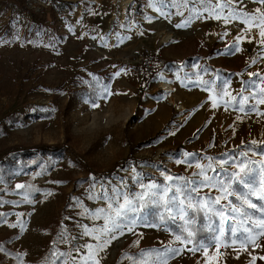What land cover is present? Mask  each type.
Here are the masks:
<instances>
[{"label":"rangeland","instance_id":"374dc122","mask_svg":"<svg viewBox=\"0 0 264 264\" xmlns=\"http://www.w3.org/2000/svg\"><path fill=\"white\" fill-rule=\"evenodd\" d=\"M82 2L0 0V124L12 115L22 119L5 124L0 163L10 155L19 159L27 150H31L29 157L35 158L39 144L68 148L43 154L44 161L54 163L52 169L42 163L39 169L16 173L8 183L0 181V239L12 236V245L24 254L26 264H38L55 233L57 247H68L70 240L78 245L72 255L74 264H81V258L92 253L99 264H116L124 250L133 249L131 244L138 249H158L159 257L164 255L165 247L180 248L176 255H168L167 264H264L260 259L264 257V236H257L251 244H242L239 239L230 243L226 239L230 221L225 224L223 237L217 233L198 247L176 241L165 224L150 220L148 211L136 213L133 231L116 233L101 250L95 249L101 241L94 238L100 233L84 234L85 226L89 230L104 227L105 221L93 216L97 209H107L108 201L100 198L102 192L112 196L111 189H122L134 198L146 191L142 184L155 182L174 188L184 183L179 177L196 179L194 173L207 170L208 164L219 172L217 166L222 159L231 161L235 157L239 163L244 159L242 153L251 161L264 163V155L259 154L264 150V103L259 102L264 99V4L257 0H227L231 7L225 12L217 10L216 41L203 46L194 40L182 46L195 53L209 48L215 55L223 52L219 49L223 45L230 47L232 68L239 70L240 79L220 88L200 83L189 92V102H179L169 96L170 91L144 95V89L135 93L131 61L139 56L133 58L121 52L125 48L118 46L111 33L112 19L107 18L110 14L120 19L115 10L119 0H113L114 6H90L86 10ZM26 5L39 18L46 13L47 20H35L24 10ZM233 12L248 15L237 19ZM223 29L231 34L230 46L218 43L223 41ZM108 33L110 37L105 39ZM147 48L161 49L159 45ZM78 91L82 93L70 104L72 94ZM129 156L140 161L138 168L118 166L112 171ZM225 168L229 172L238 170L236 164ZM168 176L171 181L166 179ZM234 184L229 191L235 189ZM37 188L44 190L35 195ZM147 191L150 194L151 190ZM256 192L259 196L264 187H257ZM217 195L225 194L201 187L192 203L205 208L216 220H211L210 226L217 224L218 228L219 218L209 208L219 206L205 200ZM232 198H222L221 204L227 206ZM171 215L179 219L176 209ZM253 222L258 223V219L249 216L244 226ZM13 224H22L23 228H13ZM87 244L94 246L91 252ZM158 258H154V264H158Z\"/></svg>","mask_w":264,"mask_h":264},{"label":"crops","instance_id":"0c3cea01","mask_svg":"<svg viewBox=\"0 0 264 264\" xmlns=\"http://www.w3.org/2000/svg\"><path fill=\"white\" fill-rule=\"evenodd\" d=\"M82 1L81 6L85 10L91 8L90 6L115 5L113 0ZM223 3L224 0H202V2L196 0L195 3L193 0H128L124 8L120 4H118L119 8L115 7L120 19L107 14V18L112 19L111 33L117 39L118 46L125 48L121 51L125 56L135 58L150 45L154 47L159 45L161 48L152 50L157 56L164 58V67L160 75L148 84L135 78L132 82L135 93H142L145 89L144 95L158 91L166 94L165 92L170 90L158 80L164 78V82L172 87L168 94L173 100L189 102V92L198 88L200 83L208 84L206 87L216 84L220 88L240 79L239 70L232 68L230 47L226 48L223 45L219 48L223 52L218 55L209 52V48L207 51L196 53L190 48L187 49L188 47L182 48L194 40L203 46L216 41L217 10L223 9L225 12L228 9L222 6ZM189 20L190 23L186 26L176 27L177 24H184ZM228 32L229 30L223 29L222 35L219 33L220 39L223 40H218L219 44L227 42L230 46L232 39ZM109 33L104 36L105 39L110 37ZM168 57L175 60H168ZM193 73H196L198 79H195ZM215 226L216 230L217 224ZM217 236L216 232L215 237Z\"/></svg>","mask_w":264,"mask_h":264},{"label":"snow or ice","instance_id":"6c2138e0","mask_svg":"<svg viewBox=\"0 0 264 264\" xmlns=\"http://www.w3.org/2000/svg\"><path fill=\"white\" fill-rule=\"evenodd\" d=\"M195 2L196 0H193V3ZM257 2L264 4V0H257ZM223 7H231V4L226 0ZM256 11L260 12V9H257ZM232 15L239 19L240 16H247L248 14L240 12L237 15L235 12H233ZM261 16L264 17V13H261ZM197 18H199V14H197ZM227 19L228 18L225 17V22H227ZM243 22L247 23L248 20L245 19ZM188 23H190V20L185 21L184 24H177L176 27H184ZM261 24H264V19L261 20ZM261 36L264 37V30L261 31ZM262 43H264V41H262ZM256 75L258 76L259 74ZM249 98L250 97H245L244 99ZM259 102L264 103V99H261ZM93 106L95 107L98 105L94 103ZM213 107H216V105L213 104ZM239 107L241 110H243V104H240ZM251 143L256 144V141H252ZM259 154L264 155V150H261ZM242 155L244 156V159L239 163H237L235 157H233L231 161L222 159L217 166L219 172H217V169L212 167V164H208L207 170L201 169V171L194 173L196 179L185 180L183 177H179L178 179L184 180V183L182 185L178 184L174 188L171 184L165 187H161L155 182H151L146 185L142 184L141 187L146 189V191L134 196V198H129L128 193L124 192L122 189H111V191L114 193L112 196H109L106 191L102 192L100 198L108 201L107 209H97L96 212L93 213V216L96 219L102 218L105 221L104 227L101 229L89 230L85 226L84 234L93 235L97 232L100 233L99 235L94 236L96 240L101 241V243L95 246V249L98 251L105 248L107 244L115 238L116 233H123L125 230L132 232L133 226L137 221L136 213L145 207V197H148L151 204H159L163 200V207L165 211L169 213L172 221L177 219V216L171 215L173 209H176L180 220H185V217L188 216L186 207L195 211L196 205L192 203V200L199 197L201 187H209L217 191H222L225 194L223 197L219 195L215 197H205V200H210L211 204L219 206L218 209L209 208V211H213L214 215L219 218L220 223L218 228L215 230L218 235H225V224L229 223L230 221V237H226V239H229L230 243H235V241L238 239L241 240L242 244L254 243L257 236H264V192H262L259 196H257L256 192L257 187H264V163L251 161L246 153H242ZM231 164H236L238 170L229 172L228 169L225 168V165ZM246 164L252 165V167L249 168L247 172H245ZM258 164L259 167L257 168ZM196 166L197 168L201 167L199 164ZM208 172L215 174L209 175ZM220 173H224V175L222 176ZM241 173H244L243 177L241 176ZM200 177H203V179H199ZM166 179L171 181L172 177L168 176ZM225 181H227V184ZM233 182H235L236 189L229 191L228 189L232 187ZM18 187L23 188L24 186L18 185ZM147 190H151L150 194ZM238 190L241 191L240 195L236 194ZM169 193H171L170 197L167 200H164V197H167ZM253 196L257 197L259 203L253 202V200L250 199V197ZM228 197H233L236 202H233V200H228L227 206L221 204L222 198L227 200ZM121 200H123V203L119 202ZM113 203H116L115 208H113ZM244 205H247V208L252 210L254 214H259L258 223L253 222L248 227L244 226L245 219L249 218V211L244 208ZM203 206L207 207L208 205L205 204ZM113 212L114 216L112 215ZM129 213L132 215L130 216ZM205 215H207V212ZM190 222L195 223L194 220ZM18 226L23 228L22 224L11 225L13 228ZM184 230L186 231V229ZM209 231H213V229L209 227ZM191 235V232H188L187 236H183L181 233L175 236V240L181 244H191ZM85 247L91 252L94 246L87 244ZM180 251V248L165 247L164 255L158 258V264H167L168 255H176ZM188 251H193V249H188ZM64 255V253L59 254L60 257H63ZM93 257L94 253L82 257L81 264H89V261H92V264H99V261L94 260ZM253 259H255V257ZM260 259H264V257H260ZM74 262L75 258H73V264ZM64 264H66V262H64Z\"/></svg>","mask_w":264,"mask_h":264},{"label":"trees","instance_id":"16d2710c","mask_svg":"<svg viewBox=\"0 0 264 264\" xmlns=\"http://www.w3.org/2000/svg\"><path fill=\"white\" fill-rule=\"evenodd\" d=\"M20 1V0H15ZM9 5L5 4V11H7ZM24 10L26 13L32 15L35 20H47V15L44 13L40 18L38 14L30 10L28 6H24ZM164 67V62L161 63L154 74V78L160 75V71ZM82 92H75L72 94L70 104L72 103L73 99H75L79 94ZM70 109V106L67 110ZM19 119V116H10L6 120L2 121L0 124V139L2 134L5 132V124L7 121L13 119ZM68 148L61 144L49 145V144H39L36 146L35 151L38 153V156L35 158H30L29 154L31 150H27L19 155V159H16L15 155H10L8 158L0 163V181L8 183L9 180L16 174V173H24L25 171L32 170V169H39L42 163H45L48 169H52L54 167V163L50 160H43V154L46 152H59V151H66ZM134 165L135 167L140 166V161L134 158L133 156L127 157L123 162L119 163L117 166H113L111 169L112 171L115 170L118 166H129ZM249 164L245 165V172L251 168ZM244 173H241L243 177ZM160 181V179H159ZM236 189V185L234 184ZM26 189V186L23 187ZM44 190V188H37L34 194H38ZM27 191V190H26ZM240 193L241 191H237ZM253 202L259 203L256 198H251ZM233 202H236L234 198H232ZM145 207L140 209V212H149V218L152 222L158 223L161 222L165 224V226L170 230L173 236L178 234H183V236H187L188 232H191L192 235L190 237L192 244L194 247H198L201 243H208L210 242L215 236L216 231L214 226H210V221H216L214 217H212L208 211L201 207L199 203H193L196 205V210L188 209V216L185 220L176 219L172 221L168 212L165 211L163 207V201L159 204H151L149 199L146 198ZM244 208L249 211V216H252L254 219L259 218V214H254L252 210L247 208V205H244ZM207 212V215L205 213ZM194 220L195 223H191L190 221ZM187 221V223H186ZM209 227L213 229V231H209ZM62 229V228H61ZM186 229V231L184 230ZM179 230V231H178ZM58 238V233H55L52 242L47 246L46 250L43 252L41 258L38 261V264H73L72 263V255L78 250V245L74 243V241L70 240L68 247L66 248H59L56 245V241ZM13 237L12 236H5L0 239V264H26V259L23 253L19 252L17 248L12 245ZM63 241V240H62ZM132 250H124L119 259L117 260L116 264H142V261H145L146 264H154V258H158L160 252L158 249L154 248H147V249H138L134 248L133 244H131ZM64 253L63 257H60L59 254ZM55 254V255H54ZM143 254V255H142Z\"/></svg>","mask_w":264,"mask_h":264},{"label":"built area","instance_id":"2783aa9c","mask_svg":"<svg viewBox=\"0 0 264 264\" xmlns=\"http://www.w3.org/2000/svg\"><path fill=\"white\" fill-rule=\"evenodd\" d=\"M161 56H157L153 51L145 48L136 61H131V70L133 76L148 84L154 79L157 67L163 63Z\"/></svg>","mask_w":264,"mask_h":264},{"label":"bare ground","instance_id":"6f19581e","mask_svg":"<svg viewBox=\"0 0 264 264\" xmlns=\"http://www.w3.org/2000/svg\"><path fill=\"white\" fill-rule=\"evenodd\" d=\"M120 1V6L122 7V8H124L125 7V5L128 3V0H119ZM160 82H162V84H163V86L167 89V90H172V87L169 85V84H167L166 82H164V78H159L158 79Z\"/></svg>","mask_w":264,"mask_h":264}]
</instances>
